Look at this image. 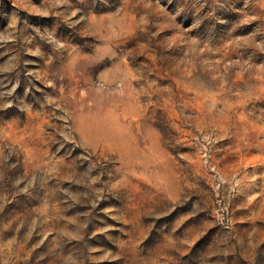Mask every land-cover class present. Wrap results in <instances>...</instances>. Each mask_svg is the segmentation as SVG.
Wrapping results in <instances>:
<instances>
[{
	"label": "rangeland",
	"instance_id": "1",
	"mask_svg": "<svg viewBox=\"0 0 264 264\" xmlns=\"http://www.w3.org/2000/svg\"><path fill=\"white\" fill-rule=\"evenodd\" d=\"M0 264H264V0H0Z\"/></svg>",
	"mask_w": 264,
	"mask_h": 264
}]
</instances>
